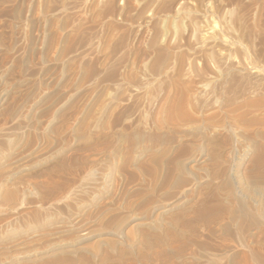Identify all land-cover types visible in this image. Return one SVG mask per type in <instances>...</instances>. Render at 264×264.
<instances>
[{
  "label": "bare ground",
  "instance_id": "1",
  "mask_svg": "<svg viewBox=\"0 0 264 264\" xmlns=\"http://www.w3.org/2000/svg\"><path fill=\"white\" fill-rule=\"evenodd\" d=\"M116 1L0 0V264H264V69Z\"/></svg>",
  "mask_w": 264,
  "mask_h": 264
},
{
  "label": "rangeland",
  "instance_id": "2",
  "mask_svg": "<svg viewBox=\"0 0 264 264\" xmlns=\"http://www.w3.org/2000/svg\"><path fill=\"white\" fill-rule=\"evenodd\" d=\"M152 1L154 4L151 3ZM152 1L151 0L146 1V3L150 2L151 4L150 5L148 3L149 6H151L149 7V10L147 8L148 4L146 6V3L144 2V0H117L116 1V6L118 5L117 7H119L117 8L118 14L116 13V18L118 17V19H116L117 21L124 20L126 18L129 19V17L134 18V16L138 14V12L144 7V5L147 8L145 10L146 13H144L145 11H143L141 13L142 15L140 14V16H138L137 18L138 20H136L137 22L135 23L137 24L140 21L142 26L143 27L145 26L144 28L140 27L142 29L137 32L139 36L137 35L138 36L136 37L137 40H135L136 42H134L133 47H132V52L135 55V56L132 55V57L136 58L137 60L136 65L138 67L140 66V68L137 67L138 69L141 70V68H143V65H142L143 63L141 64V61H143L141 57L142 55L138 53H140L143 49L144 43L142 42L144 41L143 39L144 36H146L149 33V26L146 23L148 19L146 18H148L149 16L153 17L158 12L159 14L157 16L158 17L157 21L160 22L162 20L160 23L161 25L158 24V26L160 25V29L162 28L161 30L163 31V33H161V36H160L161 37L160 39L163 40V42L161 40L162 44L166 43V41L168 40V42H171V45L174 46L173 44L177 45L178 43L177 41H182V42H179L178 44L179 45L182 44L183 46H185V48H190L192 46L191 44L196 41L197 31L195 29V26L199 27L202 21L203 26L205 25L208 28H213L214 29V30L212 29L213 32L223 33L227 38L230 39V41L237 40L240 43L243 42L242 44L244 45V47L246 46L245 47L246 51L248 50L247 54L249 53L250 55L249 54L248 55L250 56V58L251 57L253 58V59L251 58L253 63L264 69V0H205L206 2L204 0H196V1L187 0L188 3L185 0H152ZM142 2H144L145 4L143 5ZM182 2L183 3L186 2L185 4L187 6L182 4ZM197 2L198 4H196ZM206 3H208V6H209L207 10H205L204 8V5ZM141 4L143 5V7ZM137 5H138V8H137ZM152 5L155 6V9L157 10H155ZM180 6L182 7V9L180 8ZM165 7H167L166 10H165ZM136 8L138 11L136 10ZM161 8L162 9L164 8V9L162 10ZM159 9L160 11L161 10L163 11V12L161 11L162 14L160 13ZM121 10L122 12L120 14L119 11ZM147 10L150 12L152 11L151 14H154V15H151L150 12H148ZM176 10L179 11L180 13L178 12V14H176L177 13ZM148 13H149V16L146 17ZM119 14H120V17H119ZM154 17L157 18L156 16ZM140 23L137 25H134V27L136 26L135 28H138L139 25L141 26ZM206 23L207 24L209 23V24L206 25ZM146 25L148 26V28ZM213 26H216V27L214 28ZM193 33L195 34V37ZM162 34H164L163 37H162ZM192 36L195 39H193ZM174 41H176V43ZM138 60L140 64H138ZM200 62L198 65H196V67H198L196 68V70H198L200 73H205L207 70L205 69L204 66H202L203 65L202 62L201 63Z\"/></svg>",
  "mask_w": 264,
  "mask_h": 264
}]
</instances>
